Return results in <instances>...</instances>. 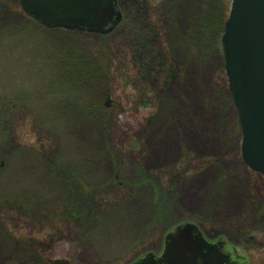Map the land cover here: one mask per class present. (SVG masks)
Here are the masks:
<instances>
[{
	"label": "rangeland",
	"instance_id": "rangeland-1",
	"mask_svg": "<svg viewBox=\"0 0 264 264\" xmlns=\"http://www.w3.org/2000/svg\"><path fill=\"white\" fill-rule=\"evenodd\" d=\"M232 2L119 0L100 36L0 0V264H132L189 223L264 264V180L221 44Z\"/></svg>",
	"mask_w": 264,
	"mask_h": 264
},
{
	"label": "water",
	"instance_id": "water-1",
	"mask_svg": "<svg viewBox=\"0 0 264 264\" xmlns=\"http://www.w3.org/2000/svg\"><path fill=\"white\" fill-rule=\"evenodd\" d=\"M48 29L107 35L122 20L118 0H19ZM230 92L243 134L245 164L264 176V0H234L222 37ZM210 243L200 229L182 225L166 236L162 256L135 264H237L235 249ZM240 260H239V259Z\"/></svg>",
	"mask_w": 264,
	"mask_h": 264
},
{
	"label": "flooded vegetation",
	"instance_id": "flooded-vegetation-1",
	"mask_svg": "<svg viewBox=\"0 0 264 264\" xmlns=\"http://www.w3.org/2000/svg\"><path fill=\"white\" fill-rule=\"evenodd\" d=\"M219 237H221V236H219ZM210 241H213V240H211L210 238H208ZM219 239V238H218ZM228 241V240H227ZM228 244H232L233 246H235V248L238 250V257L239 258H241V259H244V258H246L247 260H244V261H241L239 258V260H240V263H237V264H256V259H255V257L254 256H249V257H247L244 253H240V251H239V249H238V246L235 244H233V243H229L228 242ZM223 245H224V252H227L228 251V246H227V244H224L223 243Z\"/></svg>",
	"mask_w": 264,
	"mask_h": 264
},
{
	"label": "bare ground",
	"instance_id": "bare-ground-1",
	"mask_svg": "<svg viewBox=\"0 0 264 264\" xmlns=\"http://www.w3.org/2000/svg\"><path fill=\"white\" fill-rule=\"evenodd\" d=\"M223 35H224V31H223V33H222V37H223ZM222 37H221V39H222ZM230 94H231V92H230ZM241 137H242V140H243V134H242V131H241ZM242 142V141H241ZM241 145H242V143H241ZM206 179H203L200 183L201 184H203L204 182H206L205 181ZM192 207H194V208H198L199 207V204L198 203H195V204H192ZM189 224H192V223H189ZM183 225H186V224H183ZM192 225H194V224H192ZM196 226V225H195ZM198 227V226H197ZM199 228V227H198ZM174 230V229H173ZM172 230V231H173ZM171 231V232H172ZM170 233V232H169ZM168 233V234H169ZM168 234H166V236L168 235ZM166 236H165V238H164V242H165V240H166ZM218 242H220V241H217V243ZM224 244H227V246L229 247V246H232L231 244H228V242H226V241H224ZM237 250V249H236ZM237 252H238V250H237Z\"/></svg>",
	"mask_w": 264,
	"mask_h": 264
},
{
	"label": "trees",
	"instance_id": "trees-1",
	"mask_svg": "<svg viewBox=\"0 0 264 264\" xmlns=\"http://www.w3.org/2000/svg\"><path fill=\"white\" fill-rule=\"evenodd\" d=\"M166 78H172V71H170L169 73H167Z\"/></svg>",
	"mask_w": 264,
	"mask_h": 264
}]
</instances>
